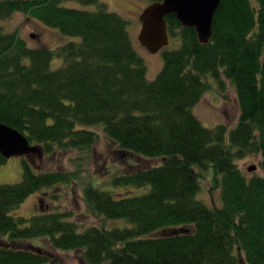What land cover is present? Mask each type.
<instances>
[{"label": "trees", "instance_id": "obj_1", "mask_svg": "<svg viewBox=\"0 0 264 264\" xmlns=\"http://www.w3.org/2000/svg\"><path fill=\"white\" fill-rule=\"evenodd\" d=\"M15 11L81 39L56 50L32 48L0 27V122L47 153L89 154L98 139L90 126L101 125L120 151L164 162L114 178L137 189L85 187L93 214L127 222L107 228L81 227L61 211L14 215L31 194L83 171H37L24 159L22 180L0 184V264H47L45 252L19 245L43 236L54 247L83 250L89 264H264V176L249 178L236 162L258 153L264 170V0H221L207 44L194 27L166 16L170 36L182 43L165 49L154 80L128 20L101 0H0V18ZM55 56L64 63L52 69ZM209 77L221 87L224 78L236 85L241 115L230 130L207 127L193 112ZM208 170L212 188L220 190L219 207L198 197L200 171Z\"/></svg>", "mask_w": 264, "mask_h": 264}, {"label": "rangeland", "instance_id": "obj_2", "mask_svg": "<svg viewBox=\"0 0 264 264\" xmlns=\"http://www.w3.org/2000/svg\"><path fill=\"white\" fill-rule=\"evenodd\" d=\"M101 1L107 3L110 10L118 12L128 20L132 43L147 65V78L154 80L164 66L165 49L179 48L182 43L181 37L171 36L170 43L166 48L157 53H151L139 41L141 29L139 16L143 9L149 5L150 0ZM64 4L84 9H96L95 5H84L76 1H66ZM0 27L7 32H17L32 48L47 46L56 50L70 41L81 39L63 35L59 29L45 25L24 11H15L6 18H0ZM63 63V57L55 56L51 67L57 69ZM209 81L211 84L209 89L193 107V112L207 127L224 124L230 130L237 125L241 115L236 85L227 78L223 80L224 87H221L213 77H209ZM90 128L98 132V139L89 154L78 150H62L54 153L44 151L42 158L36 154L29 157L14 156L0 164V184L16 183L22 180L24 159L31 161L37 171L58 170L73 174L80 167L83 169L81 174H78L79 176L71 182H63L61 185L31 194L19 207L14 209L12 212L14 215L31 218L38 213L61 211L67 213L65 216L67 219L76 221L81 227L96 225L112 228L127 224L123 219H111L93 214L85 200V187L93 184L101 189L114 190L118 193H123L128 188L137 189L139 187L133 185H116L114 178L118 174H125L132 170L160 165L164 159L145 157L136 153H124L120 151L117 143L105 133L101 125L90 126ZM261 159V154L253 153L238 158L236 162L250 178L254 175L264 176V170L260 164ZM251 165H256L257 169L249 171L248 167ZM200 176L201 187L198 197L209 206H221L220 190L212 188L211 170L200 171ZM19 245L45 252L49 256L47 264H89L83 256V250L54 247L50 238L46 236L19 241ZM103 264L110 263L104 262Z\"/></svg>", "mask_w": 264, "mask_h": 264}, {"label": "water", "instance_id": "obj_3", "mask_svg": "<svg viewBox=\"0 0 264 264\" xmlns=\"http://www.w3.org/2000/svg\"><path fill=\"white\" fill-rule=\"evenodd\" d=\"M221 0H158L141 12L140 43L151 53L167 47L170 33L166 16L174 14L185 27H194L201 43L207 44L213 36V20ZM0 153L6 157L36 154L42 158L44 150L39 144H31L28 137L6 123L0 122ZM256 165L248 167L249 171Z\"/></svg>", "mask_w": 264, "mask_h": 264}]
</instances>
